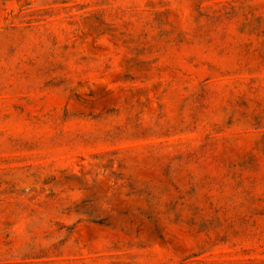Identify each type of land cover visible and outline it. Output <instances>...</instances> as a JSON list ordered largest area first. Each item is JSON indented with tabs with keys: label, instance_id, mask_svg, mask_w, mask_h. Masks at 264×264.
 Here are the masks:
<instances>
[{
	"label": "rangeland",
	"instance_id": "rangeland-1",
	"mask_svg": "<svg viewBox=\"0 0 264 264\" xmlns=\"http://www.w3.org/2000/svg\"><path fill=\"white\" fill-rule=\"evenodd\" d=\"M0 264H264V0H0Z\"/></svg>",
	"mask_w": 264,
	"mask_h": 264
}]
</instances>
